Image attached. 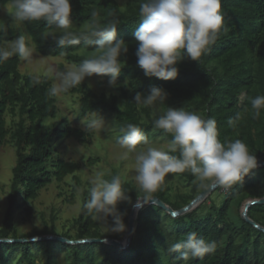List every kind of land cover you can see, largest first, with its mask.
Masks as SVG:
<instances>
[{"label": "trees", "instance_id": "16d2710c", "mask_svg": "<svg viewBox=\"0 0 264 264\" xmlns=\"http://www.w3.org/2000/svg\"><path fill=\"white\" fill-rule=\"evenodd\" d=\"M142 2L143 0H128L123 6L119 0H70L72 24L87 27L69 31L77 36H86L92 13L96 12L95 19L101 26H106L112 20L118 21L117 39L125 42L135 39L134 32L142 22L139 14ZM8 3H12V0H0V16ZM221 12L224 24L215 44L198 61L185 57L178 64L179 74L176 79L162 80L146 76L137 64V47H130L120 57L123 63L117 80L126 82L119 87L121 97L115 94H98L86 80L68 91L82 95L83 114L98 112L112 115L120 136L123 134L121 129L128 124H135L147 136L160 134L171 140V134L153 126L155 117L150 110L144 108V118L135 102L138 92L148 94L153 87L162 88L167 93L166 107L185 108L205 118L215 119L222 142L242 139L257 157L264 160V109H261L259 118H253L248 99L264 95V0H221ZM22 24L37 52L43 56H64L68 61L79 65L84 59L98 54L94 47L86 46L83 39L79 44L60 46L53 35L59 36L64 30L55 25L49 26L44 20ZM18 36L19 30L5 22L0 29V45L6 46ZM66 70L65 65L60 64L59 73ZM37 80L39 83H36ZM52 86L53 79L48 75L23 74L17 55L0 63V150L9 133L6 115L19 114L13 134L17 161L13 168L12 186L0 239L57 234L53 229H44L23 237L12 235L10 228L14 211L19 209L30 214L32 208L28 203L37 199L42 189L53 180L64 181L79 169L76 162L55 158L54 142L73 137L86 143L95 133V130L86 133L81 128L73 127L66 119L53 125L46 123L58 113L57 95L49 94ZM120 98H123V107L119 103ZM237 113L241 119L229 125V120ZM171 154L179 156V152ZM177 174L192 184L194 189L197 187L196 179L190 171ZM261 186L264 187V166H258L239 184L230 188H217L226 189L224 200L219 206L211 203L204 214L198 213L200 206L177 217L156 204L143 206L138 211L132 241L126 249L104 242H35H40L39 245L47 248L46 264H52L50 247L57 242L72 250L70 264H264V232L243 217L240 218L241 225H238L230 216L236 202L240 201L242 204L250 196L258 197ZM206 188L208 187H203L202 191ZM122 190L129 197L128 200L119 202L122 204L123 222L128 223L132 207L139 196L137 188L130 182L122 181ZM166 193V190L157 189L151 194L175 210L185 207L199 194L183 197V201H172ZM20 194L23 196L22 201ZM88 199L89 192H85L84 203ZM207 199L209 196L205 200ZM248 215L264 227V204L252 205ZM99 220L93 219L83 205L76 220L75 237L68 233L62 236L71 240L105 237L122 239V236L102 233ZM189 231H196L206 240L215 241V251L187 261L180 259L178 252H170L169 247L185 239ZM32 243L0 242V252L21 250L26 264H35V258L31 254Z\"/></svg>", "mask_w": 264, "mask_h": 264}, {"label": "clouds", "instance_id": "9594fccd", "mask_svg": "<svg viewBox=\"0 0 264 264\" xmlns=\"http://www.w3.org/2000/svg\"><path fill=\"white\" fill-rule=\"evenodd\" d=\"M12 15L16 21L29 22L44 20L49 26L64 30L59 36L53 35L60 46L75 45L83 39L86 46L97 50V55L84 59L79 65L58 73L59 85L52 86L49 94L57 95L74 88L86 77L94 74L108 76V84L117 87L121 73L120 57L128 52V46L117 39V20L101 26L96 21L97 13H92L87 35L77 36L69 31L72 21L70 0H12ZM139 14L142 22L134 32L138 42L136 57L138 66L149 77L174 80L178 77V64L185 58L198 61L215 44L218 33L224 24L221 0H143ZM13 55L29 59L32 48L26 43L25 35H20L6 46L0 45V63ZM39 83V80L36 81ZM167 93L159 87L151 88L148 94L137 93L135 102L152 109L155 117L153 126L171 134L167 150L149 145L145 132L135 124L121 129L118 144L124 148L122 158L135 153V181L149 200V194L164 184L169 173L190 171L201 187L210 184L230 188L241 183L254 169L258 168V158L242 139L221 141L217 122L184 108L174 109L165 106ZM253 118H259L264 109V95L249 97ZM241 119L239 113L229 120L233 125ZM84 131L102 130L104 118L93 112L92 117L83 123ZM138 145L145 149L137 151ZM179 152V156L171 153ZM122 190V178L113 176L110 180L97 177L92 181L89 199L84 209L93 219L107 223L110 232L122 233L126 230L122 214L117 204L128 200ZM111 216V223L108 217ZM215 241H208L196 231H189L186 238L169 247L170 252H178L180 259L200 258L214 252Z\"/></svg>", "mask_w": 264, "mask_h": 264}, {"label": "rangeland", "instance_id": "374dc122", "mask_svg": "<svg viewBox=\"0 0 264 264\" xmlns=\"http://www.w3.org/2000/svg\"><path fill=\"white\" fill-rule=\"evenodd\" d=\"M119 1L124 6L128 0ZM12 11L13 5L12 3H8L1 12L0 29L5 25V22H9L10 25L19 30L20 35H25L26 43L33 51V55L29 59H20L21 72L23 74L48 75L52 77L54 86L59 85L60 80L57 74L59 73L60 64H64L68 70L76 65L68 61L64 56L46 57L39 54L22 22L16 21L15 17L11 14ZM85 27L87 26H76L72 24L68 30L75 28L83 29ZM126 44L129 49L130 47H137L138 42L135 39H130L126 41ZM85 80L98 94H115L120 97L119 87L126 83L117 80L118 86L112 87L108 84V76H99L95 74L91 77H86ZM81 98L82 95L79 93H70L69 91L59 92L57 94V116L48 119L46 123L48 125H53L66 119L71 126L84 129L83 123L87 122V120L92 117V112L83 114ZM241 99L243 100V95ZM119 103L122 107L124 106L123 98L119 99ZM138 107L144 118V108L149 109L152 113V109L149 107L140 105H138ZM100 115L104 118L106 126L102 130H95L93 137H91L88 142L82 143L71 137L53 143V155L55 158L64 159L68 162H76L79 164V169L74 174L68 175L64 181L53 180L42 189L38 198L28 203V206L32 208L30 214L19 209L15 210L10 228L12 235L17 234L23 237L34 231L53 229L57 233L55 235L62 236L64 233H68L75 237L77 233L76 220L84 205L85 192H90L92 181L97 177L110 180L113 176L120 175L122 181L130 182L137 188L138 200L146 195L139 189V185L135 181V153L129 154L127 158H122L126 150L120 147L117 142L120 137V131L115 125L114 117L110 114ZM6 120L9 133L0 150V233L8 207V197L13 179V168L17 161V147L13 134L19 120V114L17 113V115L13 116L8 113L6 115ZM147 137L150 146L167 150L168 143L170 142L169 139L160 134H150ZM146 147L145 145H138L137 151L142 148L146 150ZM195 183L197 187L194 189L192 184L181 178L177 173H169L165 177L164 184L159 187L158 190H166L167 196L172 201H183V197L197 193L200 194L202 192L203 187L200 186V183L197 180ZM225 190V188L217 190L209 196V199L201 202L198 205L200 206L198 213L204 214L211 203H215L218 206L221 205L224 200ZM263 192L264 187L261 186L258 189V197L250 196L246 198L242 204L238 201L233 205L230 216L238 225H241L240 218L242 217L245 204L254 199L264 198ZM149 197H153L152 194H149ZM22 200L23 196L20 194V201ZM121 206V203H118L116 206L120 213L122 212ZM111 220L112 218L109 216V224ZM98 224L102 233L111 236H122V239L125 237L128 229V223H125L126 230L124 232L112 233L105 221L99 220ZM223 243H225V241ZM39 244L40 242L32 243L33 247L31 254L35 258V264H46L48 260L47 248ZM50 250L52 253V264L71 263L72 250L70 248L63 247L57 242L51 245ZM0 264H26V261L21 250H3L0 252Z\"/></svg>", "mask_w": 264, "mask_h": 264}, {"label": "water", "instance_id": "95a60500", "mask_svg": "<svg viewBox=\"0 0 264 264\" xmlns=\"http://www.w3.org/2000/svg\"><path fill=\"white\" fill-rule=\"evenodd\" d=\"M258 165L259 166H264V160L261 158H258ZM220 186L211 184L208 188L203 190L195 199H193L188 205L185 207L175 210L173 209L169 204L164 202L162 199H160L157 196L149 197L150 201L145 202L142 198L139 199L132 207V210L129 215V222H128V229L125 234V237L123 239H116L112 237H105V238H89V239H83V240H71L69 238L63 237V236H58L54 234H47V235H40L36 237H31V238H18V239H9V238H4L0 239V242H5V243H25V242H35V241H42V240H53V241H59L62 243H68V244H79V243H108L111 245H115L117 247H120L122 249H126L131 241H132V236L133 232L135 230V222L136 218L138 215V211L143 207L151 204H156L163 208L165 211H167L169 214H171L174 217L184 215L193 209H195L201 202H203L208 196H210L214 191L217 190ZM255 204H264V198L260 199H254L245 204V208L242 212V217L249 222L250 224L254 225L256 228L260 229L261 231L264 232V227L258 224L256 221L251 219L248 215L249 208L252 205Z\"/></svg>", "mask_w": 264, "mask_h": 264}]
</instances>
